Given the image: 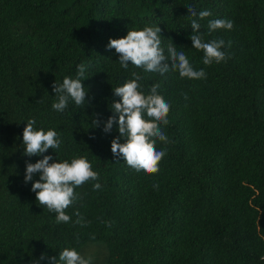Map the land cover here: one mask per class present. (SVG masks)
Listing matches in <instances>:
<instances>
[{
    "label": "trees",
    "instance_id": "1",
    "mask_svg": "<svg viewBox=\"0 0 264 264\" xmlns=\"http://www.w3.org/2000/svg\"><path fill=\"white\" fill-rule=\"evenodd\" d=\"M264 264V0H0V264Z\"/></svg>",
    "mask_w": 264,
    "mask_h": 264
},
{
    "label": "rangeland",
    "instance_id": "2",
    "mask_svg": "<svg viewBox=\"0 0 264 264\" xmlns=\"http://www.w3.org/2000/svg\"><path fill=\"white\" fill-rule=\"evenodd\" d=\"M102 247L104 248V246L102 244H100V243H93V244L87 245L86 248H91L93 250V253L92 254L88 253V254H86L85 257H81L80 256L79 259H81V263L82 264H95V263H97L98 262V258L100 256V250L103 251V254H104V257H105V252H104ZM77 257L74 258V259H77ZM74 259L66 261L65 264L70 263V261H73Z\"/></svg>",
    "mask_w": 264,
    "mask_h": 264
}]
</instances>
